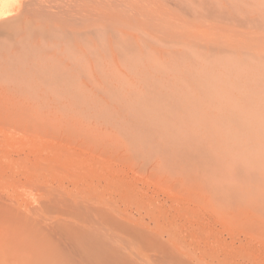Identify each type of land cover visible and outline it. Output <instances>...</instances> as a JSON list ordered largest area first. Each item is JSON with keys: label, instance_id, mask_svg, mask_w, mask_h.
Instances as JSON below:
<instances>
[{"label": "rangeland", "instance_id": "374dc122", "mask_svg": "<svg viewBox=\"0 0 264 264\" xmlns=\"http://www.w3.org/2000/svg\"><path fill=\"white\" fill-rule=\"evenodd\" d=\"M84 259L264 264V0H0V264Z\"/></svg>", "mask_w": 264, "mask_h": 264}, {"label": "bare ground", "instance_id": "6f19581e", "mask_svg": "<svg viewBox=\"0 0 264 264\" xmlns=\"http://www.w3.org/2000/svg\"><path fill=\"white\" fill-rule=\"evenodd\" d=\"M8 18H9V17H8ZM67 81H68V80H67ZM31 208H32V207H31ZM32 209H33V208H32ZM66 210H67V209H66ZM30 212H31V211H30ZM88 228H89V227H88ZM72 229L76 232V234H81V232L84 234V232L86 231V230H84V229H82V228H79V227H75V228H72ZM93 229H94V228H93ZM97 229H98V228H97ZM90 230H91V229L89 228V231H90ZM74 231H73V232H74ZM97 231H98V230H97ZM62 232H63V231H62ZM68 232H69V231H68ZM71 232H72V231H71ZM59 233H60V231H59ZM93 233H94V232H93ZM63 234H64V233H63ZM63 234H62V235H63ZM73 234H74V233H73ZM86 234H87V233H86ZM100 234H101V233H100ZM105 234H106V233H105ZM67 235H68V234H67ZM72 236H73V235H72ZM72 236H70V237H72ZM75 236H76V235H75ZM79 236H80V235H79ZM85 236H86V235H85ZM103 236H104V235H103ZM82 237H83V236H82ZM90 238H91V237H90ZM102 238H103V237H102ZM69 239H70V238H69ZM72 239H73V238H72ZM72 239H71V240H72ZM74 239H75V237H74ZM71 240H70V241H71ZM103 240H104V239H103ZM59 241H60V240H59ZM67 241H68V240H67ZM97 241H98V240H97ZM65 242H66V241H65ZM71 242H72V241H71ZM67 245H68V243H67ZM67 245H66V247H67ZM70 245H73V244L70 243ZM112 245H113V244H112ZM112 245H111V246H112ZM100 246H101V245H100ZM102 246H103V245H102ZM62 247H63V246H62ZM66 247H65V248H66ZM112 247H113V246H112ZM63 248H64V247H63ZM67 248H68V247H67ZM74 248H75V247H74ZM101 248H102V247H101ZM70 249H71V247L69 248V251H71ZM62 250H63V249H62ZM64 250H65V249H64ZM66 250H67V249H66ZM66 250H65V251H66ZM72 250H73V249H72ZM75 250H76V249H75ZM75 250H74V251H75ZM43 251H44V250H43ZM58 251H59V250H58ZM67 251H68V250H67ZM61 252H62V251H61ZM76 252H77V250H76ZM39 253H40V252H39ZM63 253H64V252H63ZM69 253H70V252H69ZM69 253H67V254H69ZM82 253H83V251H82ZM88 253H89V252H88ZM54 254H55V253H54ZM83 255H84V254H83ZM85 256H86V255H85ZM55 257H56V256H55ZM69 257H70V255H69ZM89 257H90V256H89ZM49 258H50V257H49ZM63 258H64V257H63ZM86 259H87V257H86ZM43 260H44V259H43ZM46 260H47V259H46ZM79 260H80V259H79ZM79 260H78V261H79ZM81 260L83 261V258H82ZM84 260H85V259H84ZM87 260H88V259H87ZM87 260H85V262H86ZM45 262H47V261H45ZM54 262H56V261H54ZM57 262H59V261H57ZM62 262H63V261H62ZM86 263L89 264L88 262H86ZM60 264H61V263H60ZM81 264H82V263H81Z\"/></svg>", "mask_w": 264, "mask_h": 264}]
</instances>
